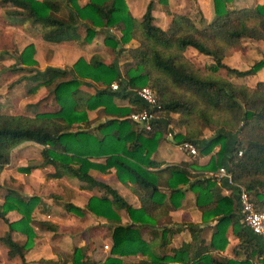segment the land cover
<instances>
[{"label":"trees","instance_id":"1","mask_svg":"<svg viewBox=\"0 0 264 264\" xmlns=\"http://www.w3.org/2000/svg\"><path fill=\"white\" fill-rule=\"evenodd\" d=\"M0 1L1 5L14 7L9 13L36 26L45 40L74 39L87 43L96 28L113 27L119 31L117 40L111 34L104 35L103 41L111 49L119 53L127 50L129 54L121 71L113 61L104 63L92 54L88 60L77 57L69 69L47 67L22 73L12 81L10 84L32 80L35 83L29 90H33L38 84L53 80L50 92L58 108L31 115L0 112V171L8 163L13 147L32 141L41 146L40 159L18 166V170L28 172L30 168L51 164L53 176H74L84 181L86 188L95 184L103 186L110 197L90 196L86 203L87 209L113 222L109 254L99 264H167L171 260L182 264H264V242L242 224L236 200L220 192L214 174L203 176L187 169L215 172L219 166H226L233 181L244 186L254 207L264 212V79L248 86L228 78V75L243 77L259 69L264 71V57L246 69H237L222 60L235 49L243 50L244 39L264 41V2L226 8L225 3L230 0H212L214 17L202 26L196 25L187 14L168 12L170 20L161 28L153 23L151 1L139 19L131 15L125 0H87L81 5L76 0H65L69 8L64 14L59 12L61 0ZM130 39L136 43L123 47ZM187 47L210 57L209 73L198 70L183 56ZM33 52V44H26L16 53L21 65L11 69L36 64ZM220 69L224 75L216 73ZM84 79L95 83L97 88L90 93L82 91ZM112 81L117 82L118 88L110 87ZM143 85L156 92L157 105L153 111H159L160 115L170 112L180 115L178 122L184 130L174 133L173 139L176 143L188 141L195 145L196 152L190 154L189 163L150 168L156 166L150 154L164 136L162 120L155 119L151 129L143 131L128 117L129 112L144 106L133 94L134 88ZM115 96L127 97L129 104H116ZM198 101L203 109L195 106ZM95 108L99 115L108 117L98 121L94 131H90L86 128L90 121L87 110ZM213 113L222 115L217 122L219 128L207 139H201V132L193 127L190 117L202 118L207 126L213 123ZM238 124L240 133L246 135L245 141H241L233 128ZM206 154L207 161L197 164V158ZM91 157H103V161H93ZM110 167L118 180L132 183L130 188L141 202L138 208L131 207L114 189L98 183L88 173L89 168L106 171ZM190 176L195 178L190 180ZM160 183L168 187L166 193L159 191ZM180 184L193 192L201 220L214 221L208 240L202 237V228L189 225L190 239L170 247L171 253L150 251L147 242L138 235L137 226L120 223L115 209L123 208L133 222H142L154 208L160 206L165 212L169 202L177 206L183 195ZM0 196V218L7 225L0 235V244L9 257L18 256L20 264H25L24 252L32 246L35 236L30 224L32 212L41 201L37 195L23 196L11 188H5ZM63 207L81 214L80 208L70 202H65ZM8 210H16L19 218L8 220L5 216ZM228 228L236 238L231 256L221 253L228 242ZM13 230L24 235L23 242L13 239ZM174 230L177 228L163 226L160 231L153 230L151 239L157 238V247L161 249ZM82 251L83 247L73 248L72 263L88 264L81 258ZM136 253H147L148 258L122 257Z\"/></svg>","mask_w":264,"mask_h":264},{"label":"crops","instance_id":"2","mask_svg":"<svg viewBox=\"0 0 264 264\" xmlns=\"http://www.w3.org/2000/svg\"><path fill=\"white\" fill-rule=\"evenodd\" d=\"M86 1L87 0L83 1L82 3L80 2H77V3L81 5L85 3ZM145 1L147 3L149 0H125L129 12L131 13L132 16H134L137 19L141 17L145 9V6H146L144 5L146 4ZM254 1L255 0H252L251 1L252 3L250 4H243V3H240L238 0H230L225 3V7L226 8H237V7H242V6H253L256 3L264 2V0H257L256 2ZM164 2L165 3H160V0H151V3H152L151 13L154 17L153 23L160 26L161 28H165L170 20V14L168 12L187 14L192 19H194L196 25H197L196 19H199V17L198 18L195 17L194 15L195 12H199L200 16L204 20V24L209 22L214 17L212 0H188L187 4H185L183 0H164ZM192 2L194 5H196V9L194 11H192L191 7H189V5ZM0 7H3V8L10 7L12 9L14 8L8 4H3V5L0 4ZM8 16H10L11 22L16 23V24L24 23V21H28L20 17L19 15H14L12 13H10V15ZM31 26L33 25L31 24ZM101 29H102L101 27L96 28V33H100ZM103 29H105V27H103ZM110 31L111 33L112 32L115 33V34L112 33V35L117 40L119 36V31L117 29H111ZM71 40H74V39L62 40L59 42H66V41H71ZM248 40H251V39H248ZM45 41L49 43H54V41H49V40H45ZM132 41H135V40L133 39ZM255 41H262V40H255ZM59 42H55V43H59ZM28 43H32V42L30 41ZM20 50L21 49H19L18 51ZM34 53H35V47H34L33 54ZM91 53H93V51ZM84 59L88 60L86 58ZM98 59L103 61L104 63L109 62V61L102 60L100 57ZM18 64L20 65V63ZM70 65L66 67V69H69ZM25 67H27V69H25ZM28 67L29 66H24V68L15 69V70L13 69L12 71H15V72L19 71L20 74L26 73V72L27 73L33 72V71H28ZM21 71H24V72L21 73ZM28 81H31L30 84L32 85L35 83L32 80H28ZM51 82H53V80ZM30 87L31 86L29 85L27 90ZM96 88H93V91ZM113 101L118 105L129 104L127 97L115 96L113 98ZM57 108H58V105L54 101V105H52L51 108L37 109V110H34L33 112L52 111ZM96 109L97 108L87 110V117L90 120L89 123L91 125H89V127H86V128L89 129L90 131H94V126L98 121L104 120L105 118L108 117L107 115H104V114L100 116V119L95 118L94 115L91 116L89 113L90 112L95 113ZM24 142H32V141H23L22 143ZM168 143L174 144L176 148L179 151H181V155L174 158L171 155L164 153L165 148H166L165 145H167ZM40 147L41 146L39 145V148H38L39 158H40V152H39ZM185 151L184 149L179 147L178 143L175 144V141L171 137L163 136V138H161L158 141L155 149L150 154V159L153 160L156 164V166H152L150 168L151 169H156L158 167L162 168L168 164L178 163V162L189 163L191 161V156L189 155L190 154L189 152L187 151L185 152ZM89 159L93 161H98V162L103 161V157H94V158L91 157ZM207 159H208V154L202 155L197 158V164L199 165L204 164L207 161ZM22 165H25V164L17 165L15 170L11 171V176L16 178L18 181L23 177L27 183L23 185L22 191L21 190L19 191L15 186L11 187V189L17 191L23 196L37 195L39 197V200L41 201L38 207L35 208L32 212V219L30 221V224L33 227L35 236L33 239L32 246H30L24 252L23 256H24L25 264H74L71 262V253L74 247H83L81 258L87 260L88 264H99L109 254V249L111 245L110 228L112 227L113 222L109 221L105 216L95 214L89 209H87L86 203L90 196L110 197V194L105 190L103 186H100L99 184H95L89 188H86L84 186V181L79 180L78 178L74 176H68L66 174H61L60 176H53L52 173L54 171V168L51 164H45L42 167L30 168L28 172H23V171L18 170V166H22ZM7 166H9V163H6L3 165L0 171V177L4 170H8ZM187 169L191 173L195 172L203 176L205 175L207 176L210 174L215 175L217 171L216 170L215 172H212L209 170L193 169L192 167H188ZM88 173L98 183L106 184L108 187L114 189L116 193L131 207L138 208L141 205V202L138 199L137 195L130 188V185H132V183H130L129 181L121 182L120 180H118V178L116 177L114 173L113 167L108 168L106 171H100L97 168H89ZM201 173H204V174H201ZM194 178L195 176L189 177L190 180ZM18 181H14V183L17 184ZM216 181L219 186L220 192L222 194L230 195V197L234 198L231 187L227 186L217 176H216ZM179 186L183 190V195L179 199V203L177 206H172L171 203L170 202L168 203L167 201V203L170 205L167 211L163 212L160 206L157 208H154V210L150 211L149 216H146L143 218L145 220L144 221L142 220V222H139V221L133 222L131 218L129 217V215L127 214V212L123 208L115 209V212L117 213L119 217L120 223L122 224L133 223L134 225L137 226L138 235L140 236L141 239L147 242V247L149 245L150 251L160 252L163 250L166 253H171L169 249L170 247H177L182 241H188L190 239V232L188 229L189 225L202 228L201 235L205 241L208 240V236L210 233V225L214 221L213 220H208L205 222L202 221L200 210L195 204L193 192L190 189H188L187 185L185 184H180ZM55 188H57L58 190H56ZM158 189L159 191H162L165 193L168 191V187L162 185L161 183L158 186ZM1 200L2 198L0 196V201ZM65 202H70L73 205L78 206L81 210V214H76L74 212L67 211L66 209H64L63 204ZM5 216L8 220L12 221V220L19 218L20 215L16 210H8L5 213ZM89 219H91V221H86ZM73 222H75V225L78 226V229L82 227V230H80L77 234H76L77 231L75 233H72L71 230H69L72 228ZM163 226H167L172 229L177 228V230H174V232H172L171 236L168 239L167 244H165L160 249L157 247V243H156L157 238L152 240L151 235H153V230L160 231ZM6 228H7L6 223L0 218V230H1L0 235L6 230ZM66 228H69V229H66ZM102 228L106 229L107 231L108 247L106 248L105 254L103 256H97L96 249L88 248V245L84 242L83 243L80 242V239H78V237H80L82 233L85 234L86 229H96L98 231ZM11 234H12L13 239L18 240L20 243L23 242L24 235L22 233H20L19 231L13 230ZM228 234L232 236V242L230 244H229L230 241L228 239ZM75 236L77 237L76 240H74ZM20 237H21V240H20ZM41 237L43 240L50 239L53 242H55L56 245H58L57 247L59 249L55 251V254L47 255V256H43L42 254L38 256L34 255L37 253L38 239H40ZM226 237L228 239V242L226 246L224 247V249L221 251V253L227 256H231L232 255L231 248L233 244L236 242V238L232 234L230 228H228L226 231ZM122 257L126 260H136L139 258H148V255L147 253L146 254L136 253V254H127ZM20 262L21 261L18 256L9 257L6 254L5 247L2 244H0V264H20ZM167 264H182V263L171 260V261H168Z\"/></svg>","mask_w":264,"mask_h":264},{"label":"rangeland","instance_id":"3","mask_svg":"<svg viewBox=\"0 0 264 264\" xmlns=\"http://www.w3.org/2000/svg\"><path fill=\"white\" fill-rule=\"evenodd\" d=\"M61 1L62 4L59 12L64 14L69 7L66 4L65 0ZM83 1L85 0H76V2L80 3H82ZM183 1L185 4L188 3V0ZM238 1L243 4L252 3V0ZM256 1L257 0H255L254 2ZM160 3L165 2H162L160 0ZM189 7H191L192 11L196 9V5H194L193 2L189 5ZM11 9L12 8L10 7H0V112L8 114L22 113L31 115L34 110L51 108V106L54 105V101L50 93L53 82L44 85L38 84V86L33 90H27L29 85H32L30 84L31 81L28 80H21L19 82H15L14 84H9L11 83V81H14L20 74L19 71L15 72L12 71L13 69H11L12 67L18 66V63H20L17 59L16 53L19 52L18 50L22 49L24 45L30 41L35 47V53L32 57H34V59L36 60V64H34L33 66H29L28 71H42L47 67L66 69V67H68L77 56H82L86 59H89L92 54H96L97 57H100L102 60L109 62L113 61L118 70L121 71L125 63L129 60V54L127 50H123L119 53L115 48L111 49V47L102 40L104 35H111L112 33H114H111L110 31L111 29H114L113 27H105V29L101 27L102 29L100 30V33H96L95 31L93 37L87 43L81 42V40L49 43L41 37L40 30L36 26H31V23L29 21H24V23L18 24L11 22L10 16H8L10 15L9 11ZM194 15L196 18L199 17V19L195 18L197 20V25L202 26L204 24V20L200 16L199 12H195ZM80 32L83 33L82 28L80 29ZM132 40L130 39L128 42L123 44V47H130L134 45L136 41ZM242 43L244 45V49L233 50L230 56L228 55L223 57V62L237 69H246L256 60L264 57V42L244 39ZM92 51L93 53H91ZM182 53L183 56L198 70L208 72L207 66L211 63L210 57L208 55L199 53L191 47L185 48ZM25 69H27V67H25ZM22 72L24 71H21V73ZM216 73L219 75H224V70L220 69ZM228 78L234 83H243L245 85L252 86L257 80L264 79V71L259 69L255 73L243 77L228 75ZM81 82L82 83L80 87L82 91L92 92L93 88H96V84L88 79L81 80ZM172 90L173 88L171 89V91ZM175 91L179 92V89ZM181 92L183 93L182 90ZM184 95L187 94L184 93ZM195 106L200 109L203 107L201 102L199 101ZM158 112L159 111H155V114L157 116L156 119L159 118L160 120H162V124L164 125V136H169L173 139L174 133L182 132L184 130L183 125L178 122L180 121V115L178 113L170 112L166 115H160L158 114ZM89 114L91 116L94 115L97 119H100L101 116L97 113V111H95V113L90 112ZM207 114H209V111H207ZM221 116V113H213L211 116L213 123L207 126L205 125L202 118L195 120L194 116H191L190 120L193 127L200 130L201 139H207L209 136L213 135L219 128L217 122L219 121ZM89 125L91 124L88 123L87 126L89 127ZM238 126L239 124L233 128H235V132L241 139V141H245L246 135L244 133H240V129L238 128ZM252 135H254V131ZM234 136L235 134H232V137ZM175 144L177 143L175 142ZM165 146L166 148L164 153H167L174 158L181 155V151H179L174 144L168 143ZM38 148V144H35L33 142H24L11 149L8 161L9 166H7L8 170H4L0 177V192L5 188H11L13 186H15L19 191H22L23 185H25L27 182L23 177L19 181L16 178L12 177L11 171L15 170L17 165L28 164L32 161L38 160ZM214 149H216V147H214L213 150ZM14 181H18V183L15 184ZM55 189L58 190L57 188ZM86 221H91V219ZM69 230H71L72 233H75L77 231V234L80 230H82V227L78 229V226L75 225V222H73V226ZM76 239L77 237L75 236L74 240ZM78 239H80V242L86 243L88 245V248H95L97 256H103L105 254L106 248L108 247L107 231L104 228L98 231L96 229H86V233H82L81 236L78 237ZM228 239L230 241V244L232 242V236L230 234H228ZM57 246L58 245H56L52 240H43L41 237L40 239H38L37 253L34 255H53L55 254V251L59 249Z\"/></svg>","mask_w":264,"mask_h":264},{"label":"built area","instance_id":"4","mask_svg":"<svg viewBox=\"0 0 264 264\" xmlns=\"http://www.w3.org/2000/svg\"><path fill=\"white\" fill-rule=\"evenodd\" d=\"M110 87L112 89L118 88L117 82L112 81ZM133 94L144 106L139 110L129 112L128 117L130 120L134 121L140 129L148 131L152 127V122L157 117L155 111H153V108L157 105L156 92L151 87L143 85L134 88ZM178 145L190 154L195 153V147L191 142L181 141ZM215 175L227 186L231 187L239 207L240 221L242 224L264 242V212L254 207L244 186L233 181L231 173L227 170L226 166H219Z\"/></svg>","mask_w":264,"mask_h":264}]
</instances>
